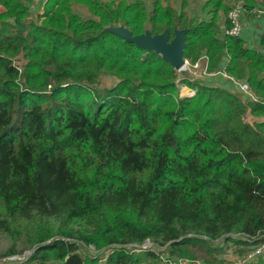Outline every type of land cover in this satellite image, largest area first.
<instances>
[{
  "label": "trees",
  "instance_id": "1",
  "mask_svg": "<svg viewBox=\"0 0 264 264\" xmlns=\"http://www.w3.org/2000/svg\"><path fill=\"white\" fill-rule=\"evenodd\" d=\"M229 1L197 14L190 0H45L34 19L36 0H0L3 262L228 264L263 242L264 0ZM238 2L242 25L260 13L256 46L243 26L225 33ZM110 25L187 29L184 58L205 57L255 100L225 79L190 81ZM105 77L115 83L97 89ZM178 78L194 96H179ZM146 241L156 249L134 246Z\"/></svg>",
  "mask_w": 264,
  "mask_h": 264
},
{
  "label": "built area",
  "instance_id": "2",
  "mask_svg": "<svg viewBox=\"0 0 264 264\" xmlns=\"http://www.w3.org/2000/svg\"><path fill=\"white\" fill-rule=\"evenodd\" d=\"M243 13H245V10L242 7L240 2H238L237 4L233 6V8L229 11L227 15V20L230 23V29L225 31L226 34H228L229 36H238L241 33V30H242L241 16ZM259 14L260 13H258V15ZM177 73L179 75L184 74V76H186L190 81H204L208 79L209 77H213V76H216L217 74H220L223 77V79L229 82V86L231 87V90L234 93L238 94L240 98L247 97L251 100H255V97L251 93L250 88L247 84L238 82L234 80L232 77H228L222 71L218 73H213V74L208 73L207 60L203 56L200 57V59L194 64H190L186 60L184 67H182V69L178 71ZM180 79L181 78H178L175 81V83L178 85L179 96L180 97L194 96L195 94L194 91H192L191 89L187 87H183L181 85L179 86ZM184 88L187 89V93L185 95L182 94V89ZM247 116L251 117L252 120L247 121L246 120ZM243 120L244 122L248 124H252L253 122L258 121L256 118L252 117L249 112H247V114L243 117ZM260 120L262 121L263 119H260ZM255 239H259V240L263 239V242H261L260 245L258 246L250 247L248 254L244 255L243 258L235 261L234 264H251L253 261L256 260V258L264 254V234H259ZM134 246L137 248H143V249H151V250L156 249V247L149 241H146L141 247L136 246V245ZM89 251L91 253H96V250L91 246H89ZM6 260L7 261H20L22 260V257L13 256V257L7 258Z\"/></svg>",
  "mask_w": 264,
  "mask_h": 264
},
{
  "label": "water",
  "instance_id": "3",
  "mask_svg": "<svg viewBox=\"0 0 264 264\" xmlns=\"http://www.w3.org/2000/svg\"><path fill=\"white\" fill-rule=\"evenodd\" d=\"M103 32L113 34L140 49L153 51L163 61L169 63L176 72L180 71L186 63L184 50L187 46V29H175L171 39L168 29L156 35H152L150 30H146L140 35H133L124 25H110L104 28Z\"/></svg>",
  "mask_w": 264,
  "mask_h": 264
},
{
  "label": "rangeland",
  "instance_id": "4",
  "mask_svg": "<svg viewBox=\"0 0 264 264\" xmlns=\"http://www.w3.org/2000/svg\"><path fill=\"white\" fill-rule=\"evenodd\" d=\"M120 1V0H117ZM127 2H130L132 0H126ZM40 2H43V0H36L33 8H32V17L34 19H36L37 14L42 13V5ZM204 0H190V11L192 13H199L201 5L203 4ZM235 2V0L229 1L228 3L232 6L233 3ZM41 4V5H40ZM147 8L150 9V3H147ZM75 12H77L78 14H80L83 17H86L87 13L85 10L83 9H79V8H74ZM244 18V17H243ZM251 19L246 18V23L250 22ZM245 23V22H244ZM22 61H16L14 64L19 66L21 65ZM115 83V79L110 78V77H105L102 78L101 80H99L98 84H97V89L102 90L104 88H107L111 85H113ZM247 119V118H246ZM9 246V241L5 240L3 237L0 236V254L3 253ZM28 253V252H26ZM24 253L25 256H28L29 254ZM19 257V256H17ZM22 257V256H20ZM224 259L227 262H230L228 264H234L235 261L239 260L238 257L235 256L234 253H232V250L230 251V253H228L226 256H224ZM241 259V258H240ZM0 264H17L16 262H11V263H6L3 262V259L0 258Z\"/></svg>",
  "mask_w": 264,
  "mask_h": 264
},
{
  "label": "crops",
  "instance_id": "5",
  "mask_svg": "<svg viewBox=\"0 0 264 264\" xmlns=\"http://www.w3.org/2000/svg\"><path fill=\"white\" fill-rule=\"evenodd\" d=\"M44 1L45 0H43L42 4L44 3ZM259 15H257V17H259ZM256 18H254V19L249 18L251 20L248 23H246V19L242 18V21H243V25H242L243 26V34L245 35L247 41H249V43L251 45H254V46L257 45V43H258L257 41L259 39V35H260V33H261L262 29H263V27H262L263 24H262L261 19L257 20L258 18L257 19ZM208 79L211 82L212 81H216V80L223 81V77L220 74H217L216 76H213V77H209ZM258 121H261V120H258Z\"/></svg>",
  "mask_w": 264,
  "mask_h": 264
},
{
  "label": "bare ground",
  "instance_id": "6",
  "mask_svg": "<svg viewBox=\"0 0 264 264\" xmlns=\"http://www.w3.org/2000/svg\"><path fill=\"white\" fill-rule=\"evenodd\" d=\"M186 93H187V89H186V88L182 89V94L185 95ZM246 120H247V121H251L252 118L249 117V116H247V119H246Z\"/></svg>",
  "mask_w": 264,
  "mask_h": 264
}]
</instances>
